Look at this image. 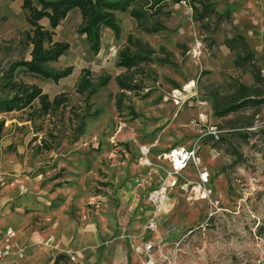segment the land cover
<instances>
[{
    "label": "rangeland",
    "instance_id": "374dc122",
    "mask_svg": "<svg viewBox=\"0 0 264 264\" xmlns=\"http://www.w3.org/2000/svg\"><path fill=\"white\" fill-rule=\"evenodd\" d=\"M167 1L162 14L168 16H161L165 32L137 31L132 18L117 14L120 37L102 28L97 55L76 32L81 19L75 10L54 30V40L67 42L69 50L50 63L57 70L72 66V74L55 84L19 73V79L36 84L51 99L68 95L71 107L32 121H27L30 110L0 114V174L7 183L0 188V232L12 228L15 242L27 246L18 264H49L54 255L53 264H141L133 254V236L144 242L164 238L163 255L152 254L158 264H264V105L224 117L214 110V105L226 106L240 84L251 88L254 97H264V0H210L217 13L228 9L230 15L203 23L196 20L192 0ZM21 3L0 0V69L29 58V48L20 44L28 29ZM129 34L157 52L169 51L172 64L153 62L134 72L118 68L117 54ZM239 34L255 54L261 82L233 64L224 41ZM83 69L95 81L110 80L89 102L90 113H101L86 120L74 142L71 130L85 108L74 91ZM125 74L139 88L121 94L116 79ZM191 84V98L181 107L174 105L173 89L191 90ZM255 125L254 132L240 130ZM212 126L230 132L218 140L203 136L205 127ZM193 144L212 194L193 201L172 191L173 209L160 219L158 231L164 237L157 238L145 223L151 218L148 192L170 166L162 155ZM142 147L149 150L145 156ZM182 176L197 182L192 166ZM21 186L25 192L20 194ZM92 232L99 240L96 246ZM44 238L53 241L47 246Z\"/></svg>",
    "mask_w": 264,
    "mask_h": 264
},
{
    "label": "trees",
    "instance_id": "16d2710c",
    "mask_svg": "<svg viewBox=\"0 0 264 264\" xmlns=\"http://www.w3.org/2000/svg\"><path fill=\"white\" fill-rule=\"evenodd\" d=\"M171 1L179 4L186 0ZM167 2V0H22L20 6L24 12V20L28 29L22 32L20 44L29 48V58L11 61L0 69V114L30 110L27 121H32L35 118L44 119L49 116L62 115L67 107H71L68 95L63 93L51 99L36 84H28L18 78L19 73H24L57 84L72 74V66H67L62 70L50 66V63L58 61L69 50L67 42L54 40V30L71 12L78 11L81 23L76 32L84 37L89 51L97 55L101 50L102 28H108L116 39L120 37L121 28L116 18L117 14L126 13L132 18L136 22L137 31L147 34L165 32L167 28L161 16H168L167 12L162 14ZM189 3L194 13L198 15L196 20L199 23L211 17H215L220 22L223 17L228 18L230 15L228 9L223 14L217 13L215 5L210 0H192ZM224 44L232 53L235 68L239 70L246 68L255 81L261 82L262 77L254 63L255 54L250 50L244 37L239 34L236 38L225 39ZM116 62L118 68L122 67L127 72H134L141 65L153 62L160 65L172 64L169 51L160 48L157 52L133 34L127 36L125 45L117 54ZM109 80L110 77L107 76L95 81L90 71L86 69L81 71L74 91L83 99L85 108L80 107L83 114L71 130L70 136L74 142L79 141L83 134L86 120L101 113L100 109L90 113L89 102L93 96L107 86ZM132 80V77L126 74L117 77L116 82L121 94L133 92L139 88L132 84ZM237 88L226 106L214 105L215 114L218 117H224L227 114L241 111V109L264 105V97L258 95L254 97L251 88L242 84ZM120 102L119 98L117 105ZM1 126L2 123H0V128ZM220 139H223L222 136ZM44 145L45 150L51 149L46 142Z\"/></svg>",
    "mask_w": 264,
    "mask_h": 264
},
{
    "label": "built area",
    "instance_id": "2783aa9c",
    "mask_svg": "<svg viewBox=\"0 0 264 264\" xmlns=\"http://www.w3.org/2000/svg\"><path fill=\"white\" fill-rule=\"evenodd\" d=\"M192 85V84H191ZM183 86L181 89H173L171 93V99L174 105L181 107L182 103L191 98L193 92V85L191 90L186 89ZM194 126H199V122L193 123ZM258 128V125L241 128L249 132H254ZM230 130H218L216 126L205 127L203 136H210V138L218 140L220 135L227 133ZM142 155L149 153L148 149L142 147ZM199 148L195 144L189 148L174 147L171 148L168 153L162 155V159L166 160L170 164L169 168L164 171L163 177L159 183L148 192L147 201L150 203L151 218L146 221L145 229L150 233H155L157 230V218L160 215H168L173 209V204L170 202L169 196L172 191L179 190L187 196V200L199 201L209 199L212 194L211 190L207 188L209 182L208 171L202 166L199 157ZM188 166H192L196 171L197 182H191L188 178L182 176V172ZM7 185L5 176L0 174V187ZM25 192L23 186L20 187V194ZM15 232L12 228H8L4 233L0 232V264H13L11 258L13 256H19L27 248L26 245H20L15 242ZM52 242V238H49L46 242L48 246ZM165 247L163 239L159 238L157 242L147 241L144 244L142 250L136 249L137 253L141 251L148 257L143 264H158L152 258V254L162 256L163 248ZM261 260H257V264ZM169 264V263H168ZM170 264H173L171 262Z\"/></svg>",
    "mask_w": 264,
    "mask_h": 264
},
{
    "label": "crops",
    "instance_id": "0c3cea01",
    "mask_svg": "<svg viewBox=\"0 0 264 264\" xmlns=\"http://www.w3.org/2000/svg\"><path fill=\"white\" fill-rule=\"evenodd\" d=\"M199 154V153H198ZM164 160V159H163ZM165 161V160H164ZM0 188H3V187H0ZM173 198H175V196L172 194V195H170L169 196V199H170V202L171 201H173ZM173 204V203H172ZM150 208V207H149ZM172 208H173V206H172ZM164 216H166V215H160L159 216V218H157V230H156V232L155 233H151L153 236H156L157 238H159V234H160V236H161V233H160V231H158V229L161 227V225H162V221H160V219L162 218V217H164ZM160 230V229H159ZM161 237H164V236H161ZM154 238V237H153ZM91 239L93 240V243H94V245L96 246V245H98L99 244V240H97V237L95 238V236L93 235V232L91 233ZM133 240H134V245H132V250H133V254L135 255V257H136V259H138L139 261H140V263L142 264L143 263V259H142V255H145L142 251H141V253H137L136 252V249H140V250H142L143 249V247H144V244L146 243V242H144L143 241V239H137L136 237L134 238V236H133V238H132ZM154 239H156V238H154ZM161 239H164V238H161ZM44 240L45 241H47L45 238H44ZM58 237L56 236V238H55V240L53 241L55 244H57L56 246V248H58ZM158 240V239H157ZM150 241V240H149ZM153 242V241H152ZM154 242H156V241H154ZM54 247V246H53ZM27 249V248H26ZM25 249V250H26ZM25 250L23 251V253L25 252ZM23 253L21 254V255H19V256H13L12 258H11V262L13 263V264H18L17 263V260H19L20 258H21V256L23 255ZM47 257H51V256H49V254L47 253ZM54 262H56V257H55V255L53 256V258H51V260H49V264H53ZM38 263H40V262H38ZM37 263V264H38Z\"/></svg>",
    "mask_w": 264,
    "mask_h": 264
}]
</instances>
